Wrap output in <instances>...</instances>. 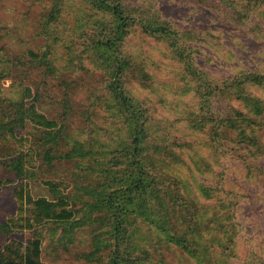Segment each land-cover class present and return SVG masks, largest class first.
<instances>
[{
    "label": "trees",
    "instance_id": "1",
    "mask_svg": "<svg viewBox=\"0 0 264 264\" xmlns=\"http://www.w3.org/2000/svg\"><path fill=\"white\" fill-rule=\"evenodd\" d=\"M145 1L51 0L50 10L38 31L45 39L43 51L28 52L30 65H44L48 72L56 71L54 56L63 40V26L67 24L63 14L77 4L84 6L72 32L77 40L64 44L68 63H74L76 49L82 47L80 53H89L93 62L104 70L108 77L104 105L108 112L111 111L114 123L111 132L100 134L99 130L98 134V130H91L88 138H75L68 152L56 156L54 146L60 145L63 139L69 142L65 135L72 110L69 96L60 102L62 124L39 110L35 102L37 98L33 99L37 94L29 85L24 86L21 100H11L9 110L1 108L0 143L10 145L13 141V150L19 156L8 162L18 181L14 189L16 214L0 222V233L10 235L15 231H30L32 237L26 240L10 237L0 247V264H46L41 254L44 227L50 223L62 229L59 240L65 243L74 241L79 228L89 226L92 248L83 257L96 264H152L147 242L155 237L156 245L172 244L198 264H214L218 260L213 258L217 248L223 261L239 257L237 242L244 240L248 249L243 264L264 263L255 250L254 238L240 228V223L231 214L233 199L230 195L216 196L217 201L211 208L218 211L209 216L208 205L187 188L184 180L182 187L180 178L171 171L174 164L181 161L187 164L182 149L193 148L199 159L189 157L197 169H207L209 162L195 153V142H178L172 138L166 127L167 121L153 116L149 106L131 93L127 87L129 74H136L134 76L140 80H147L149 75L143 66L135 63L125 44L137 30L169 43L174 57L183 65V79L195 81V94L200 98L201 112L188 116V128L200 129L201 133L204 128L208 130L204 132L207 145L218 162L228 154L226 150L230 143L239 145L234 150L240 157V150H246L251 157L258 158L253 150L256 147L260 150L256 133L259 118L264 115V98L253 93L252 89L264 91V74L246 70L221 86L213 84L208 76L201 75L196 63L195 32L181 30L169 18L163 17L151 2ZM222 2L235 12V16L239 14L237 21L241 22L244 16L249 26L252 24L257 30L261 27L251 13L263 8L264 0ZM261 12L264 14V10ZM83 24L90 30L84 29ZM215 96L241 101L249 109L240 112L234 108L220 119L218 114L223 112L213 102ZM27 122L42 129L41 139L44 144H49L45 156L49 163L62 157L75 162V173L80 179L75 180V186L60 179L42 181L56 199L34 197L26 182L33 174L27 167L34 168L37 164L36 150L30 139L18 135L16 129L24 127ZM91 133L95 136L90 137ZM26 146L28 150L23 153ZM244 162L249 173L257 174L258 169L262 171V168H253L247 159ZM0 163L7 161L2 162L0 158ZM2 184L0 180V187ZM200 190L206 199L215 197L214 192L202 184ZM69 198L80 202L81 206L70 208L72 200ZM145 228L149 235L144 233ZM49 232L55 233L52 229Z\"/></svg>",
    "mask_w": 264,
    "mask_h": 264
},
{
    "label": "rangeland",
    "instance_id": "2",
    "mask_svg": "<svg viewBox=\"0 0 264 264\" xmlns=\"http://www.w3.org/2000/svg\"><path fill=\"white\" fill-rule=\"evenodd\" d=\"M146 1L151 2L163 17L169 18L181 30L195 32L196 39L193 44L197 51L196 63L201 69V75L208 76L213 84L221 86L246 70L264 74V14L261 12L264 5L262 9L251 13L261 24L257 30L252 24L248 25L244 16L241 17V22L237 21L239 14L235 16V12L222 0ZM50 4L51 0H0V115L1 108L9 110L12 106L11 100L22 99L23 88L29 85L33 87L34 94H37L33 99L37 98L35 102L39 110L62 124L63 109L60 102L69 96L72 110L65 128L69 142L63 139L60 145L54 146L53 152L56 156H63L72 148L75 138H88L89 131L98 130V134L99 130L100 134L111 132L114 119L111 117V111L108 112L104 105L108 82L104 70L93 62L89 53H80L82 47L76 49L74 63H68L70 60L64 44L72 39L77 40L72 32L78 22L77 16L82 13L81 9H85L84 6L77 4L63 14V20L67 24L63 26V40L54 56L56 71L48 72L44 65H30L28 52L43 51L45 39L38 31L42 28ZM84 26V29L90 30L88 25ZM125 49L134 56L135 63L143 66L149 75L147 80H140L134 76L136 74L130 73L127 87L131 93L149 106L153 116L167 121L166 127L172 138L178 142H195V153L209 162L207 169H197L192 158L199 157L194 155L193 148L187 151L182 149V157H185L187 164L182 161L174 164L171 171L180 178L182 187L184 180L187 188L195 192L202 203L208 205L209 216L218 211L217 208L213 211L211 208L217 201L216 196L230 195L231 200L233 199L231 214L240 223V228L254 238L255 250L264 261V115L259 118L260 124L256 133L261 144L258 146L260 150H257V147L253 150L258 158L251 157L246 150H240L241 156L247 159L253 168L259 167L262 171L258 169L257 174L249 173L244 159L234 150V147L239 145L233 143H230V148L226 150V157L218 162L213 150L207 145L208 138L204 132L208 130L204 128L201 133L200 129L188 128V116L201 112L198 105L200 98L195 94V81L183 79V65L174 57L169 43L165 39L148 36L137 30L128 37ZM252 92L264 98L263 90L253 88ZM213 102L217 109L223 112L221 116L218 114L220 119L224 117L222 115L231 113L234 108L240 112H247L249 109L241 101L230 100L224 96H215ZM16 132L28 137L36 150L37 164L34 168L27 167L33 174L31 178L27 177L26 181L34 197H54L42 184L43 180H65L71 186H75V180H80L75 173L73 159L62 157L55 158L51 163L47 161L45 156L49 144H44L41 139V128L27 122L24 127L17 128ZM92 136L95 135L91 133L90 137ZM98 137L104 139L102 136ZM14 147L13 141L10 145L0 143V158L2 162L7 161L0 163V180L3 182L0 187V222H5L9 216L15 215L17 209L14 189L18 181L8 166L11 159L19 156L18 152L13 150ZM27 150L28 146L23 153ZM201 184L208 187L210 192H214L213 199H206L201 194ZM71 189L72 187L69 188ZM65 193L74 195L73 192ZM71 200L69 198V201ZM80 206V202L71 201L70 208ZM49 229L55 233L49 232ZM143 231L149 235L146 228ZM77 232L73 242H61L59 238L62 229L54 227L52 223L47 224L44 227L42 260L46 264H96L83 257L92 248L90 227L79 228ZM10 237L26 240L32 237V233H0V247ZM156 240L157 237L147 242L152 254L150 263L198 264L174 245H156ZM237 245L239 257H229L223 261L221 251L217 248L213 258L218 260L214 264H243L248 248L244 240H239Z\"/></svg>",
    "mask_w": 264,
    "mask_h": 264
}]
</instances>
